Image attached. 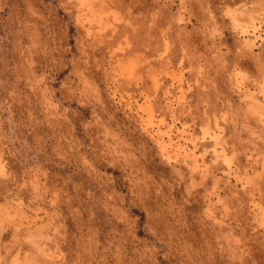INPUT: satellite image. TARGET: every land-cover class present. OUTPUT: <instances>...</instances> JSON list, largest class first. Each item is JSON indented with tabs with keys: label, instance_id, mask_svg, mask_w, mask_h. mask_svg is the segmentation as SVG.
<instances>
[{
	"label": "rangeland",
	"instance_id": "1",
	"mask_svg": "<svg viewBox=\"0 0 264 264\" xmlns=\"http://www.w3.org/2000/svg\"><path fill=\"white\" fill-rule=\"evenodd\" d=\"M241 4L0 0L3 264H264V19Z\"/></svg>",
	"mask_w": 264,
	"mask_h": 264
},
{
	"label": "clouds",
	"instance_id": "2",
	"mask_svg": "<svg viewBox=\"0 0 264 264\" xmlns=\"http://www.w3.org/2000/svg\"><path fill=\"white\" fill-rule=\"evenodd\" d=\"M244 5H247L248 7H253V5L260 6V11L254 12V15L256 17H260V18L264 19V0H253V5H249L248 0H242V4L240 6H244ZM163 228H164V225L161 223L159 225V230L162 232ZM3 261H4V256L2 254H0V264H3Z\"/></svg>",
	"mask_w": 264,
	"mask_h": 264
}]
</instances>
